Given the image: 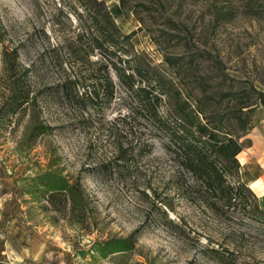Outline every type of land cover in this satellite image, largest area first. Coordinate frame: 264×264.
I'll list each match as a JSON object with an SVG mask.
<instances>
[{"label":"rangeland","instance_id":"1","mask_svg":"<svg viewBox=\"0 0 264 264\" xmlns=\"http://www.w3.org/2000/svg\"><path fill=\"white\" fill-rule=\"evenodd\" d=\"M103 1L124 34L136 31L131 39L135 51L167 77L182 81L179 86L197 91L193 71L168 67L163 53L181 58L184 65L190 49L206 51L196 61L198 72L215 79L222 65L235 89L264 90V10L252 15V8L245 10L246 0H215L236 11L219 26L213 23L211 0H123L124 8L119 0ZM56 3L0 0V14L17 33L48 30ZM39 114L51 129L35 140L28 138L26 115L0 134V199L16 200L28 232L51 243L42 264H264V228L239 220L246 216L238 211L226 216L232 218L214 215L196 199L193 185L186 188L188 178L179 187L184 182L176 161L143 119L114 123L119 115L112 110L83 123L76 112L51 100H43ZM262 120L264 104L257 103L252 128L243 137L251 146ZM119 144L135 146L138 153L125 177L118 174ZM146 144L152 146L150 153ZM250 147L241 154L252 155ZM107 164L113 172L109 176L103 174ZM44 174L78 184L83 199L73 211L58 200L46 201L40 183Z\"/></svg>","mask_w":264,"mask_h":264},{"label":"trees","instance_id":"2","mask_svg":"<svg viewBox=\"0 0 264 264\" xmlns=\"http://www.w3.org/2000/svg\"><path fill=\"white\" fill-rule=\"evenodd\" d=\"M249 1L245 10L252 8V15L264 10V3ZM119 4L125 7L123 0ZM211 4L216 8V26L234 18L236 11L228 5L217 6L215 0ZM56 5L48 30L17 33L0 14V134L25 115L31 124L29 140L50 131L39 119L43 100L69 107L83 123L112 110L119 115L114 123L122 118L143 119L176 161L184 182L179 187L190 180L186 188L193 185L196 199L210 206L214 215L232 218L226 216L238 211L246 216L239 220L264 228V209L241 179L238 158L251 146L250 139L243 137L252 128L256 104H264V90L251 85L235 89V80L222 65L215 79L198 72L196 61L206 51L188 49L184 65L181 58L163 53L168 67L188 66L193 71L197 88L193 92L135 51L131 39L136 31L124 34L103 0H58ZM146 146L150 153L152 146ZM135 148L119 144L116 149L122 177L138 155ZM109 164L104 165V175L113 173ZM44 175L40 183L46 187V201L53 205L58 200V205L73 211L83 199L78 184Z\"/></svg>","mask_w":264,"mask_h":264},{"label":"crops","instance_id":"3","mask_svg":"<svg viewBox=\"0 0 264 264\" xmlns=\"http://www.w3.org/2000/svg\"><path fill=\"white\" fill-rule=\"evenodd\" d=\"M246 154L247 165L240 167L244 183L260 181L262 188L252 189L264 206V121L258 123L255 139ZM243 153V151H242ZM244 175V177H243ZM51 243L36 232H28L22 208L11 198L0 199V264H42Z\"/></svg>","mask_w":264,"mask_h":264},{"label":"bare ground","instance_id":"4","mask_svg":"<svg viewBox=\"0 0 264 264\" xmlns=\"http://www.w3.org/2000/svg\"><path fill=\"white\" fill-rule=\"evenodd\" d=\"M238 158H239V160H240V163H241V165H242V167H244V166H246L247 165V157L246 156H244L243 154H239L238 155ZM246 168V167H245ZM251 184L255 187V188H260L261 186H260V182L259 181H251Z\"/></svg>","mask_w":264,"mask_h":264}]
</instances>
